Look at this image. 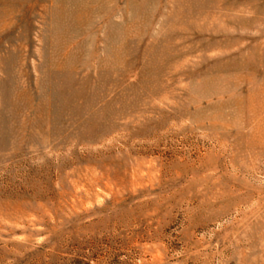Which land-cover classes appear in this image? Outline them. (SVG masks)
<instances>
[{"label": "rangeland", "instance_id": "rangeland-1", "mask_svg": "<svg viewBox=\"0 0 264 264\" xmlns=\"http://www.w3.org/2000/svg\"><path fill=\"white\" fill-rule=\"evenodd\" d=\"M0 264H264V0H0Z\"/></svg>", "mask_w": 264, "mask_h": 264}]
</instances>
